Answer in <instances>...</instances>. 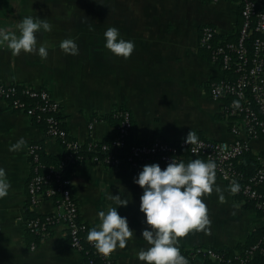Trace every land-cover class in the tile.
<instances>
[{"label":"crops","instance_id":"0c3cea01","mask_svg":"<svg viewBox=\"0 0 264 264\" xmlns=\"http://www.w3.org/2000/svg\"><path fill=\"white\" fill-rule=\"evenodd\" d=\"M47 19L51 31L37 34L46 45L47 58L37 54L14 55L0 44V82L22 83L46 88L61 103L62 119L71 137L111 139L117 130V109L131 112L133 126L130 143L156 139L170 142L185 139L190 130L198 138L235 141V119L223 112V101L212 98L210 83L226 76L210 52L200 46L202 27L218 29L217 40L236 39L241 23L240 4L234 0H0V26L15 29L25 16ZM115 26L127 40L135 42L128 58L115 56L104 46L105 30ZM66 38L79 45V54H66L60 43ZM90 123H94L90 129ZM241 127V124L240 126ZM24 137L19 151L10 145ZM41 143L50 155L64 154L58 140L25 112L0 99V167L11 182L9 194L0 198V264H84V254L70 245L62 223L49 236L31 233L27 220L56 211L55 202L30 203L28 184L32 176L29 156L31 143ZM252 151H264V137L251 140ZM201 159L184 153L182 161ZM167 163L155 159L147 164ZM137 170L128 162L109 166L92 160L72 168L73 191L80 217L89 228L98 223L97 213L115 206L109 194L120 191L129 199L118 208L128 218L133 237L123 249L113 251L116 264H146L136 253L148 247L142 231L145 214L140 211L143 189L133 182ZM225 197L221 202L215 186ZM202 199L208 207V230H192L180 237L179 249L212 247L228 251L248 242L264 226L256 208L231 191L230 185L216 175L211 193ZM190 264L214 263L202 257Z\"/></svg>","mask_w":264,"mask_h":264},{"label":"built area","instance_id":"2783aa9c","mask_svg":"<svg viewBox=\"0 0 264 264\" xmlns=\"http://www.w3.org/2000/svg\"><path fill=\"white\" fill-rule=\"evenodd\" d=\"M234 1L240 4L242 16L238 38L233 41H219L218 29L205 25L200 33V46L210 52L211 60L218 63L226 73V76L210 83V93L212 98L223 101V114L236 120L231 127L237 137L235 141L198 138L197 144L190 145L185 143V139L175 142L156 139L147 143H130L129 136L133 126L131 112L117 109L113 114L118 121L117 130L109 141L114 146L127 147V153L124 156L109 153L101 157L95 150L103 140L92 137L89 139L87 151L94 154L87 156L80 152L83 141L71 137L65 127L61 103L48 89L22 83L0 82V99L12 108L32 116L36 121L45 123L48 136L58 140L66 153L60 167L88 159L109 166L126 161L139 172L143 165L155 159L168 163L174 157L181 161L187 152L201 156L205 161H215L216 175L230 187L233 182L238 183L239 190L234 193L255 201L256 209L264 217V191L261 190L264 185V156L257 153L260 166L251 176H244L235 167V159L252 150L251 140L264 137V0ZM252 32H256L258 36L248 46L247 38ZM89 126L93 129L94 123ZM101 145L100 150H108L109 144ZM193 148L196 149L195 152ZM43 150L41 143L34 142L29 146L33 171L28 184L29 199L33 206H37L44 199H51L55 202L56 211L29 218L28 230L45 238L56 224L62 223L73 248L83 254L89 250L88 245L95 249L92 242L88 241L87 244L84 240L89 226L80 217L71 175L64 174L54 165L46 168L42 160ZM257 251L264 255V237L254 243L244 256L236 257L238 264H249V256ZM224 252L226 251L201 246L192 249V256L193 259L202 257L214 263L232 264V258L224 257ZM98 255L105 264H116L113 252L108 256L101 253ZM88 264H93V261Z\"/></svg>","mask_w":264,"mask_h":264},{"label":"clouds","instance_id":"9594fccd","mask_svg":"<svg viewBox=\"0 0 264 264\" xmlns=\"http://www.w3.org/2000/svg\"><path fill=\"white\" fill-rule=\"evenodd\" d=\"M52 25L47 19L38 16H25L17 23L15 29L0 26V44H4L14 55L32 53L42 59L47 58L46 45L38 43L37 34L41 31H51ZM104 35V46L115 56L128 58L134 51L135 42L125 39L115 26L108 27ZM60 48L71 55L79 54V45L74 39L61 41ZM199 142L196 133L190 130L185 138L187 144ZM24 137L10 145V151L22 150L26 144ZM195 152L196 149L193 148ZM216 162L193 159L188 162L177 161L174 157L162 168L159 163L145 164L133 182L142 189L140 211L145 214V227L142 237L148 247H142L136 256L146 264H189L179 247L180 237L186 236L192 230H208L211 220L208 207L202 199L205 193H211L216 181ZM11 182L5 168L0 167V198L9 194ZM239 190V185L233 182L231 191ZM215 191L221 202L225 197L221 188L216 185ZM115 206L109 205L107 210L97 213L98 223L89 229L87 240L93 243L95 249L105 255H110L117 248H125L128 240L133 237L134 230L130 228L128 218L119 214L120 206H127L129 199L124 192L108 197Z\"/></svg>","mask_w":264,"mask_h":264},{"label":"trees","instance_id":"16d2710c","mask_svg":"<svg viewBox=\"0 0 264 264\" xmlns=\"http://www.w3.org/2000/svg\"><path fill=\"white\" fill-rule=\"evenodd\" d=\"M241 18H242V16H241ZM241 25H242V23H241ZM238 36H239V33H238L236 39L238 38ZM257 36H258V34L256 32H252L250 34V36L247 38L248 46H251L253 40ZM236 39H234V40H236ZM35 122L39 125H43L46 128L45 123L38 122L36 120H35ZM117 123H118V121H117ZM89 141L90 140L83 141L81 151H80L87 156H91L92 154H94V152H92V151H87ZM102 143L109 144V148L107 151L100 150ZM97 147L98 148L95 150V153L100 154L101 157H105L109 153H112V154L114 153L118 156H124L125 153H127V151H128L127 147L114 146L111 143V141H109L108 139L103 140V142H101L99 144V146H97ZM260 155L264 156V151H262ZM65 158H66V153L59 155V156H55V155H50V154L46 153L44 150L42 152V160H43L46 168L50 165H54V166L58 167L64 174H66V175L70 174L71 175L73 166H75L78 163H67V165L65 167H60L61 163L65 160ZM188 160H192V159H187V161ZM259 166H260V162L258 160V154L253 152L252 150L245 152L243 155H241L235 159V167L242 174H244V176H251L252 174H254L257 171ZM261 190L264 191V185L261 186ZM236 195H237V197H240V199L244 200L245 207L256 208L255 207V201L250 200V199H245L241 194H236ZM57 198H59V197H57ZM257 211H259V210L257 209ZM89 229L90 228L88 227L87 232L84 234V240L87 244H88L87 233H88ZM263 237H264V226L262 228L257 229L256 231H254V233L250 236L248 242H246L245 244L239 245L235 249L228 250V251L224 252L223 255L226 258H228V257L232 258V261H233L232 264H238V260L236 259V257L239 255L244 256L246 251L249 250L250 247L252 245H254V243L260 241ZM87 249H89V250L84 253V260H85L84 264H88L91 260L93 261V264H105L102 257L98 255L99 252L97 250L93 249L89 245L87 246ZM180 251L185 257L188 258L189 264L194 260L193 256H192V249H180ZM248 263L249 264H264V255L258 251L254 252L251 256H249Z\"/></svg>","mask_w":264,"mask_h":264}]
</instances>
